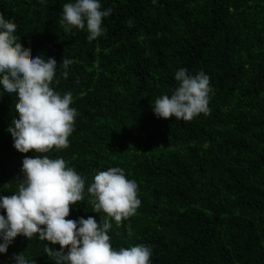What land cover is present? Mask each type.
<instances>
[{"label": "trees", "instance_id": "trees-1", "mask_svg": "<svg viewBox=\"0 0 264 264\" xmlns=\"http://www.w3.org/2000/svg\"><path fill=\"white\" fill-rule=\"evenodd\" d=\"M69 2L0 0L17 42L54 58L51 86L73 97L68 147L47 154L85 181L66 219L102 225L106 214L93 212L87 188L99 171L120 167L141 204L119 226L110 219L114 249L146 245L151 264H264V0H100L112 12L93 41L59 24ZM63 57L72 61L67 77ZM180 68L209 76L210 112L158 119L151 104L177 86ZM15 104L0 96V196L16 190L22 159L33 154L15 150L6 131ZM46 243L17 236L0 264L20 253L53 264Z\"/></svg>", "mask_w": 264, "mask_h": 264}, {"label": "clouds", "instance_id": "clouds-1", "mask_svg": "<svg viewBox=\"0 0 264 264\" xmlns=\"http://www.w3.org/2000/svg\"><path fill=\"white\" fill-rule=\"evenodd\" d=\"M45 0H37L43 4ZM155 4L156 0H152ZM112 9L101 10L100 0H72L62 6L59 24L66 32L86 30V39L93 41L104 32L102 18ZM131 26V22H129ZM16 25L0 14V96L16 99V118L8 131L13 147L19 153H33L22 159L16 190L0 196V254H6L17 236L31 240L34 235L46 241L44 251L53 264H151L150 247L137 244L116 250L107 234L110 219L119 226L136 214L141 204L138 185L126 178L120 167H111L95 174L87 188L93 212L106 214L102 223L89 216L66 219L70 205L83 200L84 179L67 166L63 158H51L67 148L74 130L76 109L70 107V92L61 95L51 86L57 62L43 55L31 56L14 35ZM70 59L62 58L59 66L67 77ZM177 86L170 94H162L151 104L156 118L191 121L199 114H208L212 88L203 71L195 75L180 68L174 73ZM60 245L57 251L54 247ZM11 264H33L20 254L10 257Z\"/></svg>", "mask_w": 264, "mask_h": 264}]
</instances>
